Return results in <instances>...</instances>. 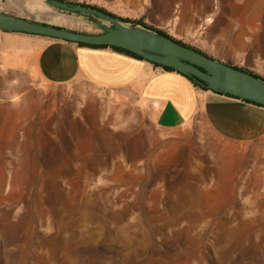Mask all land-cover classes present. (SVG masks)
Listing matches in <instances>:
<instances>
[{
	"label": "rangeland",
	"instance_id": "374dc122",
	"mask_svg": "<svg viewBox=\"0 0 264 264\" xmlns=\"http://www.w3.org/2000/svg\"><path fill=\"white\" fill-rule=\"evenodd\" d=\"M199 1L264 33V0ZM0 11L104 30L47 0ZM0 264H264V136L226 140L157 103L0 68Z\"/></svg>",
	"mask_w": 264,
	"mask_h": 264
},
{
	"label": "crops",
	"instance_id": "0c3cea01",
	"mask_svg": "<svg viewBox=\"0 0 264 264\" xmlns=\"http://www.w3.org/2000/svg\"><path fill=\"white\" fill-rule=\"evenodd\" d=\"M98 2L99 7L117 17L162 30L208 57L264 78V33L251 32L249 19L231 18L218 23L215 15L211 18L210 3L199 0ZM62 22L55 25L94 33L82 20L67 17ZM0 68L6 72L12 68L22 75L34 72L49 84L81 80L122 99L157 103L181 122L202 119L213 133L226 140L249 141L264 136V107L197 86L175 70L110 46H80L52 37L0 30Z\"/></svg>",
	"mask_w": 264,
	"mask_h": 264
},
{
	"label": "water",
	"instance_id": "95a60500",
	"mask_svg": "<svg viewBox=\"0 0 264 264\" xmlns=\"http://www.w3.org/2000/svg\"><path fill=\"white\" fill-rule=\"evenodd\" d=\"M47 1L52 6L70 13L95 15L104 30L100 33H86L1 11L0 30L122 48L147 61L191 76L199 83H205L207 88L214 92L229 94L264 106V80L248 71L208 57L153 29L138 24H126L117 16L96 8L61 0Z\"/></svg>",
	"mask_w": 264,
	"mask_h": 264
},
{
	"label": "trees",
	"instance_id": "16d2710c",
	"mask_svg": "<svg viewBox=\"0 0 264 264\" xmlns=\"http://www.w3.org/2000/svg\"><path fill=\"white\" fill-rule=\"evenodd\" d=\"M61 1H66V0H61ZM81 5H85V6H90V7H93V8H96V9H98L99 11H103V12H106V13H109L108 11H106L104 8H102V7H98V6H95V5H89V4H84V3H81ZM109 14H111V15H113V16H116V15H114V14H112V13H109ZM119 19H121L123 22H125L126 24H140V22H134V21H131V20H129V19H126V18H122V17H118ZM143 27H145V28H149V27H146V26H144V25H142ZM151 29V28H150ZM154 31H156V32H158V33H161V34H163V35H165V36H167V37H170L169 35H167L164 31H162V30H159V29H153ZM171 38V37H170ZM178 43H180V44H183V45H185V46H188V47H191V46H189V45H186V44H184V43H182V42H180V41H177ZM78 45H80V46H88V47H107V46H105V45H88V44H84V43H77ZM110 47H112V46H110ZM113 49H115V50H118V51H121V52H124V53H127V54H130V55H132V56H135V57H138V58H140V59H143V58H141V57H139V56H137L136 54H134V53H132V52H130V51H128V50H125V49H122V48H118V47H112ZM192 48V47H191ZM195 50H197V49H195ZM197 51H199V50H197ZM156 64V63H155ZM158 65V64H157ZM163 68H165V69H168V70H174V69H172V68H169V67H165V66H162ZM241 69V68H240ZM244 70V69H243ZM245 71H247V70H245ZM251 73V72H250ZM251 74H253V73H251ZM254 76H256V77H258V78H260V79H263L264 80V78L263 77H261V76H259V75H257V74H253ZM186 77H188V78H190L197 86H201V87H204V88H207V86H206V84L205 83H199L195 78H193V77H191V76H187V75H185ZM219 94H222V95H226V96H229V97H233V98H237V97H234V96H232V95H229V94H223V93H219ZM237 99H239V98H237ZM243 101H245V102H249V103H253V104H255V105H259V106H262V107H264L263 105H260V104H257V103H254V102H251V101H249V100H244V99H242Z\"/></svg>",
	"mask_w": 264,
	"mask_h": 264
},
{
	"label": "bare ground",
	"instance_id": "6f19581e",
	"mask_svg": "<svg viewBox=\"0 0 264 264\" xmlns=\"http://www.w3.org/2000/svg\"><path fill=\"white\" fill-rule=\"evenodd\" d=\"M35 6V5H34ZM35 7H37V6H35Z\"/></svg>",
	"mask_w": 264,
	"mask_h": 264
}]
</instances>
